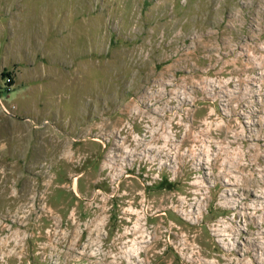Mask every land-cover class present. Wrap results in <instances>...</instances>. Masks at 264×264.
<instances>
[{
  "label": "rangeland",
  "instance_id": "obj_1",
  "mask_svg": "<svg viewBox=\"0 0 264 264\" xmlns=\"http://www.w3.org/2000/svg\"><path fill=\"white\" fill-rule=\"evenodd\" d=\"M0 264H264V0H0Z\"/></svg>",
  "mask_w": 264,
  "mask_h": 264
},
{
  "label": "built area",
  "instance_id": "obj_2",
  "mask_svg": "<svg viewBox=\"0 0 264 264\" xmlns=\"http://www.w3.org/2000/svg\"><path fill=\"white\" fill-rule=\"evenodd\" d=\"M8 81L10 82V78L8 79Z\"/></svg>",
  "mask_w": 264,
  "mask_h": 264
}]
</instances>
